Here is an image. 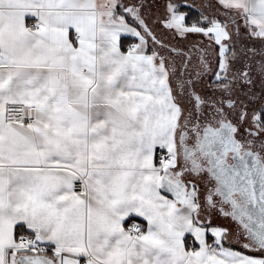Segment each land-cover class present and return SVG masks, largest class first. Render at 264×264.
I'll use <instances>...</instances> for the list:
<instances>
[{
  "label": "snow or ice",
  "instance_id": "6c2138e0",
  "mask_svg": "<svg viewBox=\"0 0 264 264\" xmlns=\"http://www.w3.org/2000/svg\"><path fill=\"white\" fill-rule=\"evenodd\" d=\"M0 264H264V0H0Z\"/></svg>",
  "mask_w": 264,
  "mask_h": 264
}]
</instances>
